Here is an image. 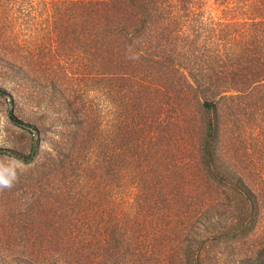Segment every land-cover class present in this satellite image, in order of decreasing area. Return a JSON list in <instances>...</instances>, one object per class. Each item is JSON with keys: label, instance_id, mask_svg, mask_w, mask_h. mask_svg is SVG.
<instances>
[{"label": "trees", "instance_id": "1", "mask_svg": "<svg viewBox=\"0 0 264 264\" xmlns=\"http://www.w3.org/2000/svg\"><path fill=\"white\" fill-rule=\"evenodd\" d=\"M0 92V264H264V0H0Z\"/></svg>", "mask_w": 264, "mask_h": 264}, {"label": "rangeland", "instance_id": "2", "mask_svg": "<svg viewBox=\"0 0 264 264\" xmlns=\"http://www.w3.org/2000/svg\"><path fill=\"white\" fill-rule=\"evenodd\" d=\"M17 111V107L10 101L9 97L0 94V154L9 155V158H3L0 155V165L11 161L10 157L15 158L16 155L23 157L26 153L32 128L18 125L20 122L17 121L19 120Z\"/></svg>", "mask_w": 264, "mask_h": 264}, {"label": "clouds", "instance_id": "3", "mask_svg": "<svg viewBox=\"0 0 264 264\" xmlns=\"http://www.w3.org/2000/svg\"><path fill=\"white\" fill-rule=\"evenodd\" d=\"M0 184H2V185H8L9 184V179L6 178L3 174H0Z\"/></svg>", "mask_w": 264, "mask_h": 264}, {"label": "water", "instance_id": "4", "mask_svg": "<svg viewBox=\"0 0 264 264\" xmlns=\"http://www.w3.org/2000/svg\"><path fill=\"white\" fill-rule=\"evenodd\" d=\"M0 93H1V92H0ZM1 94L5 95V93H1ZM34 136H35V135H34ZM15 159L18 160V161H21V159L18 158V157H15Z\"/></svg>", "mask_w": 264, "mask_h": 264}]
</instances>
